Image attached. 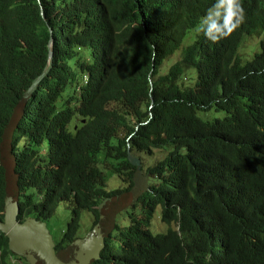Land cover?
Here are the masks:
<instances>
[{"label": "trees", "instance_id": "trees-1", "mask_svg": "<svg viewBox=\"0 0 264 264\" xmlns=\"http://www.w3.org/2000/svg\"><path fill=\"white\" fill-rule=\"evenodd\" d=\"M263 34L264 0H0V264H264V39L239 58Z\"/></svg>", "mask_w": 264, "mask_h": 264}, {"label": "rangeland", "instance_id": "rangeland-1", "mask_svg": "<svg viewBox=\"0 0 264 264\" xmlns=\"http://www.w3.org/2000/svg\"><path fill=\"white\" fill-rule=\"evenodd\" d=\"M226 0H219V6H221ZM219 15L218 11H212L209 16L203 21L201 27L198 30L191 32L187 40L185 41L184 46H188L194 42L196 39L197 34L201 33V30H206L208 26H210L214 19ZM264 39V34L262 36H255V37H245L239 51V58L242 60V64L245 65L249 61H251L255 55L260 53V41ZM180 59L178 56L174 58L172 64L177 62ZM169 70V67L163 68V71L166 72ZM71 130L74 132V126L71 127ZM165 156V152L161 150H155L154 154L152 155H144V163L147 165H152L159 160H162ZM142 168V167H141ZM116 177V176H114ZM118 178V177H117ZM112 178L109 182V189L113 187H117L120 184L119 179ZM124 209V208H123ZM82 225L80 229V234L84 235L87 234L88 231L91 229L94 217L92 214L85 212L83 214ZM71 217V209L65 204L60 203L57 209V213L49 218L48 221V228L50 232L55 236V238H59L62 236L63 232L66 230L68 222ZM118 217V216H117ZM116 217V218H117ZM154 229L156 232H164L166 230V225L162 222L161 217H156L153 221Z\"/></svg>", "mask_w": 264, "mask_h": 264}, {"label": "water", "instance_id": "water-1", "mask_svg": "<svg viewBox=\"0 0 264 264\" xmlns=\"http://www.w3.org/2000/svg\"><path fill=\"white\" fill-rule=\"evenodd\" d=\"M48 49H49V53H48V67L45 71V73L39 77V79H37L32 88L29 90V92L24 96V99L20 105V107L17 109L16 111V116L15 119L13 121V126L10 129V131L7 133L6 135V143H10V141L12 140V135L14 133V131L16 130V125L18 123V120L20 118V115L22 114L23 108L25 107L26 103L31 99L34 91L36 90L37 86L40 84V82L47 76V74L49 73V71L51 70L52 67V40L49 41V45H48ZM129 161L136 166L137 169V174H136V183L139 184L138 181V176L140 174V169L142 167L141 161L140 159L134 157L131 153H129ZM119 203V202H118ZM116 204V207L119 208L122 207H126V205L128 204L127 202H122L123 204ZM113 216V213H110V215H107L105 217L106 220H110ZM12 227L9 223H5L3 221H0V232L5 233L6 235H10L12 233ZM100 250L99 249H95V250H91V251H87L84 254H72L70 252H66V251H61L58 254L55 255H47L46 261L44 262V264H89L92 259H96L97 256L99 255Z\"/></svg>", "mask_w": 264, "mask_h": 264}, {"label": "built area", "instance_id": "built-area-1", "mask_svg": "<svg viewBox=\"0 0 264 264\" xmlns=\"http://www.w3.org/2000/svg\"><path fill=\"white\" fill-rule=\"evenodd\" d=\"M13 264H24L21 260L18 259H12Z\"/></svg>", "mask_w": 264, "mask_h": 264}, {"label": "clouds", "instance_id": "clouds-1", "mask_svg": "<svg viewBox=\"0 0 264 264\" xmlns=\"http://www.w3.org/2000/svg\"><path fill=\"white\" fill-rule=\"evenodd\" d=\"M12 259H18V258H16V257H13V256H12V257H10V259H9V261H10V264H13V263H12ZM18 260H21V259H18ZM21 261H22V260H21ZM22 262H23V261H22Z\"/></svg>", "mask_w": 264, "mask_h": 264}]
</instances>
